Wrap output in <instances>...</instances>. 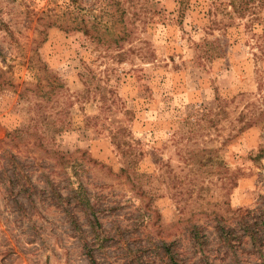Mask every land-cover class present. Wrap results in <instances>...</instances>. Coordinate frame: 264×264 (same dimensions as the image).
Here are the masks:
<instances>
[{
	"label": "rangeland",
	"instance_id": "1",
	"mask_svg": "<svg viewBox=\"0 0 264 264\" xmlns=\"http://www.w3.org/2000/svg\"><path fill=\"white\" fill-rule=\"evenodd\" d=\"M88 252L264 264V0H0V264Z\"/></svg>",
	"mask_w": 264,
	"mask_h": 264
},
{
	"label": "trees",
	"instance_id": "2",
	"mask_svg": "<svg viewBox=\"0 0 264 264\" xmlns=\"http://www.w3.org/2000/svg\"><path fill=\"white\" fill-rule=\"evenodd\" d=\"M53 23H54L55 25H57L58 27H61V29H63V30H68V29H71V30H72V29H73V30H75V29L80 30V29H83V27L80 26L81 23H80V24H76L75 26H71L70 28H67V27H65V26H60V25H58L56 20H55V22H53ZM83 31H85V30L83 29ZM88 257H89L91 263L94 264V260H93V258H92V255L90 254V252H88ZM175 264H176V263H175Z\"/></svg>",
	"mask_w": 264,
	"mask_h": 264
}]
</instances>
